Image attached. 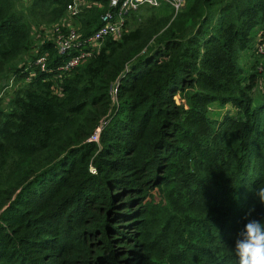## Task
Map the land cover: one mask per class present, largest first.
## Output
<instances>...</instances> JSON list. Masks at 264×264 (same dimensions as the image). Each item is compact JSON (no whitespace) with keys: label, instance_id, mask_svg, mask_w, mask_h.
<instances>
[{"label":"trees","instance_id":"trees-1","mask_svg":"<svg viewBox=\"0 0 264 264\" xmlns=\"http://www.w3.org/2000/svg\"><path fill=\"white\" fill-rule=\"evenodd\" d=\"M68 1L0 0V264H238L249 208L264 221V0L139 7L55 77L75 50L37 33Z\"/></svg>","mask_w":264,"mask_h":264},{"label":"built area","instance_id":"built-area-1","mask_svg":"<svg viewBox=\"0 0 264 264\" xmlns=\"http://www.w3.org/2000/svg\"><path fill=\"white\" fill-rule=\"evenodd\" d=\"M106 9L99 16V25L85 37L79 39V35L74 27L68 25L66 18H73L82 8L88 5V0H69L64 7V16L49 27H42L44 34L49 36L55 46L56 52L66 55L71 50L73 54L68 55L61 63L54 68V76L60 77L73 68L81 58L89 55L90 50L97 47L99 41L105 36L118 38L123 28V22L131 11L137 10L142 6L156 7L163 3L168 4L173 13L183 5V0H105ZM92 3V2H91ZM95 4V3H93ZM62 27H66L63 31ZM88 48H84V46ZM253 51L264 62V30L257 35V40L253 45ZM46 54L34 58L32 64L39 69H44ZM259 69H261L259 67ZM35 74L30 70L26 79ZM114 92V89H112Z\"/></svg>","mask_w":264,"mask_h":264},{"label":"clouds","instance_id":"clouds-1","mask_svg":"<svg viewBox=\"0 0 264 264\" xmlns=\"http://www.w3.org/2000/svg\"><path fill=\"white\" fill-rule=\"evenodd\" d=\"M255 197L264 204V186L256 188ZM255 206L249 208L244 219L247 223L240 229L232 250L238 258V264H264V221L252 219Z\"/></svg>","mask_w":264,"mask_h":264},{"label":"rangeland","instance_id":"rangeland-1","mask_svg":"<svg viewBox=\"0 0 264 264\" xmlns=\"http://www.w3.org/2000/svg\"><path fill=\"white\" fill-rule=\"evenodd\" d=\"M25 2H26V0H21V4H22V5H24ZM62 15H63V14H62ZM58 19H59V18H58ZM66 20H67L69 26L74 27V26H72V19H68V17H67ZM43 26H45V25H40L39 28H40V27H43ZM36 27H37V26H35V28L33 29V35H34V36L36 35V31H37V28H36ZM37 34L40 35L41 37H46V35H45L43 32H38ZM46 38H47V37H46ZM37 39H38V38H37ZM253 53H254V51H253ZM254 55L256 56V59H257L256 65H255V69H256L257 71H261L262 74L260 75V79H261L262 81H264V78H263V76H264V62L262 63L261 58H260L257 54L254 53ZM259 67H260L261 69H259ZM263 85H264V84H263ZM263 87H264V86L260 87L259 90L262 89ZM257 89H258V88H257ZM112 93H113V92H112ZM174 99H175V101H177V102H178V101H181V102H182V99L179 100L177 96H174ZM1 103H2V104L5 103V97H3ZM223 110H224L223 107L217 106L215 103H210V109H209V111H208V116H210V117H212V118H217V117H219V116L221 115V113L223 112Z\"/></svg>","mask_w":264,"mask_h":264}]
</instances>
